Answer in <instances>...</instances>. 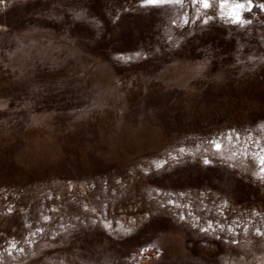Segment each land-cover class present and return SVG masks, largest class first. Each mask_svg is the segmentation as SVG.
Returning a JSON list of instances; mask_svg holds the SVG:
<instances>
[{
  "label": "rangeland",
  "instance_id": "rangeland-1",
  "mask_svg": "<svg viewBox=\"0 0 264 264\" xmlns=\"http://www.w3.org/2000/svg\"><path fill=\"white\" fill-rule=\"evenodd\" d=\"M236 2L0 0V264H264V0Z\"/></svg>",
  "mask_w": 264,
  "mask_h": 264
},
{
  "label": "snow or ice",
  "instance_id": "snow-or-ice-1",
  "mask_svg": "<svg viewBox=\"0 0 264 264\" xmlns=\"http://www.w3.org/2000/svg\"><path fill=\"white\" fill-rule=\"evenodd\" d=\"M173 2H180V0H145V3L148 5H161V4H167V3H173ZM193 4H201L205 9H208L210 7L209 0H192ZM220 8L224 9L225 6L229 4V0H219ZM252 4V0H244V2H239L237 0L236 3L232 4L229 8V18L233 19L234 22H240L242 19L241 16V10L245 9L247 6ZM262 10H264V5L260 6ZM248 11H251V7H247ZM217 149H219L221 146L217 144L215 146ZM205 163L207 164L208 161L206 160ZM261 165L264 166V159H261ZM262 171H264V167H262Z\"/></svg>",
  "mask_w": 264,
  "mask_h": 264
}]
</instances>
